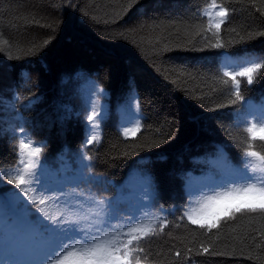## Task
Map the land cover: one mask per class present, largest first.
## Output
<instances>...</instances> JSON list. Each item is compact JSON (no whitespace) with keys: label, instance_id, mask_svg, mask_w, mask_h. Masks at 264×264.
Returning <instances> with one entry per match:
<instances>
[{"label":"trees","instance_id":"16d2710c","mask_svg":"<svg viewBox=\"0 0 264 264\" xmlns=\"http://www.w3.org/2000/svg\"><path fill=\"white\" fill-rule=\"evenodd\" d=\"M217 3L228 13L219 29V8L212 9L211 27L210 17L199 15L211 0H0V103L16 101L20 108L43 98L33 114L47 107V127L61 131L37 134L28 120L32 112L23 108L16 121H0V130H9L0 131L5 176L16 163L23 126L44 145L42 187L76 188L113 201L120 216L147 213L169 222L141 241L143 253L133 254L140 264H264V212L225 213L211 229L181 219L199 185L221 178L219 157L241 166L248 143L264 153V142L245 141L247 133L235 126L240 103H230L231 80L219 79L225 61L264 56V0ZM218 41L225 47H211ZM69 51L74 61H56L70 58ZM238 79L245 101L258 111L264 70L252 85ZM93 104L102 116L100 142L85 148V116ZM130 119L140 121V131L124 136ZM45 155L52 160L45 163ZM146 184L151 200L144 197ZM5 192L0 187V219L18 232L23 220L4 202Z\"/></svg>","mask_w":264,"mask_h":264},{"label":"snow or ice","instance_id":"6c2138e0","mask_svg":"<svg viewBox=\"0 0 264 264\" xmlns=\"http://www.w3.org/2000/svg\"><path fill=\"white\" fill-rule=\"evenodd\" d=\"M134 2L130 0V4ZM213 8H219L215 15L220 19L214 25L219 29L228 13L217 0H211V4L199 15L209 16L211 27ZM3 43L7 44L8 41L4 40ZM211 47L223 48L225 45L218 41ZM261 70H264V56L227 60L220 68L221 83L228 85V80L223 77L231 80L229 91L235 98L230 103H240L235 114V126L247 133L245 141L258 139L264 142V104L259 106L258 111L252 110L253 106L245 101L242 94L238 77L246 78L247 84L252 85ZM101 118V111L93 104L85 116L88 122L85 129L89 135L85 137L83 147L100 142L98 129ZM128 122L132 126L122 129L124 136L135 135L140 131L138 119L134 123L131 119ZM17 147V160L9 174L5 176L0 168V183L6 179L7 184L15 186L11 190L5 186L10 195L4 196L3 200L18 210L23 228L14 234L5 255L0 258V264H133V259L136 264H140V256L133 254L143 253L141 241L158 235L157 226L163 231L164 225L169 223L165 218H151L147 213L139 219L132 215L120 216L113 201L78 192L76 188L71 193H65L62 189H46L41 186L38 168L44 151L43 143L37 144L21 126ZM251 147V143H248V147L243 149L241 166L231 165L223 156L218 158L216 166L222 172L221 178L209 179L199 185L196 189L198 198L190 199L181 219L187 217L192 224L211 229L225 213L264 212V153L250 150ZM82 158L91 160L87 155ZM187 188L191 196V180ZM144 197L149 200L152 198L150 184L145 185ZM114 220L116 223H113Z\"/></svg>","mask_w":264,"mask_h":264},{"label":"rangeland","instance_id":"374dc122","mask_svg":"<svg viewBox=\"0 0 264 264\" xmlns=\"http://www.w3.org/2000/svg\"><path fill=\"white\" fill-rule=\"evenodd\" d=\"M71 49V47H70ZM73 50V49H71ZM60 51H62V48H60ZM70 52V58L67 57V59H62V58H57L56 61H62V62H66V64H70L72 62V60L74 61V56H73V53ZM63 54V52H62ZM77 56V55H76ZM78 57V56H77ZM69 59V60H68ZM56 62V63H57ZM66 71V70H64ZM61 85V82H57V88H59V86ZM56 89V86L53 85L52 89L50 92L53 93V91ZM66 90L68 91L69 90V87L66 88ZM58 95V94H56ZM56 95H55V98H56ZM42 97V96H41ZM70 99L74 100L73 97L70 96ZM41 100H44L43 98H39L38 101H30V103L28 105H21L20 108H23V111L24 113L26 112H29L31 113V115L29 116L28 120H31V122L34 124V128H35V131L37 132V134H46V135H51V134H54L55 136H59L60 135V130L58 129L56 132L55 131H52V129L48 128L47 125L49 124V122L51 121V115H47L46 112H44V110L47 108L45 107L44 109H40L38 108L37 110V113L36 114H33V112L36 110L35 109V104ZM43 103V102H42ZM18 104L19 102H1L0 103V121H4V123H10V122H14L18 119V112L20 111V108H17L18 107ZM52 106H54V103L51 104ZM63 109L66 110V112H69L71 113L72 110L71 108L67 105V104H64L62 105ZM58 108V107H56ZM59 109V108H58ZM53 110H54V107H53ZM48 116V117H47ZM54 128V127H53ZM1 132H5L6 134H9V130H0ZM52 160V158L48 155L46 156L45 155V159H44V162L45 163H48ZM57 161V160H56ZM8 190H11V189H14V185H9L7 184V182L5 183H0V187H3L6 191V188ZM98 189V188H97ZM6 196L10 195L9 192H5ZM34 210V209H33ZM16 215L20 216L18 210L16 209ZM16 233L15 230H13L12 227H9V226H1L0 227V258H2L4 255H5V252H6V247L7 245L10 243V241L12 240V238L14 237V234Z\"/></svg>","mask_w":264,"mask_h":264}]
</instances>
